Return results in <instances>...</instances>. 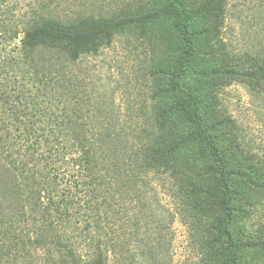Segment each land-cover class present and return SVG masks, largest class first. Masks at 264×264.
Here are the masks:
<instances>
[{"label": "rangeland", "instance_id": "1", "mask_svg": "<svg viewBox=\"0 0 264 264\" xmlns=\"http://www.w3.org/2000/svg\"><path fill=\"white\" fill-rule=\"evenodd\" d=\"M14 2L5 0L7 5ZM180 2L194 11L203 0ZM23 5L21 11H27ZM166 6L163 0H76L71 7L76 16L124 9L126 17H155L125 27L96 55L81 57L65 71L66 88H71L65 101L69 112L81 116L78 123L116 124L128 135L132 154L140 142L146 147L142 132L156 133L150 148L158 170L148 178L159 206L153 205L151 218L129 201L121 208L112 202L115 206L101 213L100 220L114 231L106 237L112 243L106 249L107 264H222L210 228L217 215L212 164L198 144L182 145L189 128L170 112L181 99L171 86L181 48ZM188 29L196 57L189 63L186 85L198 91L203 126L225 161L233 192L229 230L238 264H264V82L226 75L224 68L238 71L243 66L251 75L255 58H264V0H226L221 28L191 16ZM163 110L170 113L161 122L157 118ZM99 111L111 117L103 119ZM0 117L12 121L1 103ZM20 252L1 264L52 263L31 245L15 256Z\"/></svg>", "mask_w": 264, "mask_h": 264}, {"label": "trees", "instance_id": "2", "mask_svg": "<svg viewBox=\"0 0 264 264\" xmlns=\"http://www.w3.org/2000/svg\"><path fill=\"white\" fill-rule=\"evenodd\" d=\"M163 1L165 12L174 19L181 48L171 81L181 99L170 112L189 128L182 145L198 144L212 164L217 215L210 228L222 264H238L229 230L233 192L225 161L203 126L198 91L186 85L189 63L196 57L189 19L199 16L221 28L226 0H203L194 11L180 0ZM75 4L76 0H27L23 5V0H15L7 5L0 0V103L12 120L0 117V264L5 257L7 263L11 256L17 258L30 245L47 253L51 264H107L106 249L112 243L106 237L112 229L100 220L101 213L109 212L115 206L112 202L121 208L129 201L151 218L153 205L159 206L148 178L151 170H158L159 161L150 148L156 133L142 132L146 147L142 149L140 142L132 154L123 129L109 123H78L81 116L69 112L65 101L71 89L66 88L69 65L96 55L125 27L155 17H126L124 9L76 16L71 12ZM22 5L27 11H21ZM254 65L251 75L243 66L238 71L224 68L226 75L264 82V58H255ZM170 112L161 111L157 119L163 122ZM98 115L111 117L103 111Z\"/></svg>", "mask_w": 264, "mask_h": 264}]
</instances>
